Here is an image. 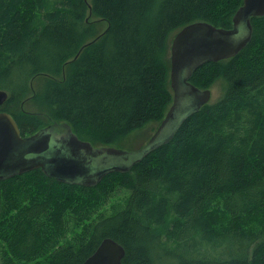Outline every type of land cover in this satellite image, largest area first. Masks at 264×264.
<instances>
[{"label":"trees","instance_id":"obj_1","mask_svg":"<svg viewBox=\"0 0 264 264\" xmlns=\"http://www.w3.org/2000/svg\"><path fill=\"white\" fill-rule=\"evenodd\" d=\"M243 3L0 0V113L22 136L64 123L95 147L123 145L173 103L170 35L231 29ZM251 24L238 55L190 78L221 82L222 96L128 173L94 187L41 169L0 180L2 264H83L106 238L125 248L122 264H264V16ZM113 183L127 198L107 214Z\"/></svg>","mask_w":264,"mask_h":264},{"label":"water","instance_id":"obj_2","mask_svg":"<svg viewBox=\"0 0 264 264\" xmlns=\"http://www.w3.org/2000/svg\"><path fill=\"white\" fill-rule=\"evenodd\" d=\"M264 16V0H244L233 18V28L215 27L207 22L189 24L175 35L170 49V82L174 104L149 142L132 153L112 147H95L81 140L68 124H58L22 136L15 119L0 113V180L41 169L59 182L85 187L98 185L113 173H128L152 151L172 141L179 127L192 114L211 102V89L190 83L196 70L209 62L238 55L251 41L252 18ZM8 93L0 90V105ZM125 248L112 238L104 239L83 264H122Z\"/></svg>","mask_w":264,"mask_h":264},{"label":"rangeland","instance_id":"obj_3","mask_svg":"<svg viewBox=\"0 0 264 264\" xmlns=\"http://www.w3.org/2000/svg\"><path fill=\"white\" fill-rule=\"evenodd\" d=\"M102 25L104 28L107 27L106 23L102 22ZM178 31L173 32L168 40L169 44V54H170V48L172 44V40L174 39L176 33ZM171 55V54H170ZM211 102L214 103L216 102L223 94V84L221 82L216 83L212 88H211ZM174 93H173V104H174ZM171 105V107L173 106ZM170 107V109H171ZM168 110V113L170 111ZM167 113V114H168ZM160 128L158 127V124L155 122L149 123L142 129L134 131L132 134H130L127 139L125 140L124 144H116L113 145L112 148L119 150V151H124L128 153H132L134 151L140 150L142 147H144L149 140L152 138V136L157 132V129ZM114 187V194L117 196L112 199V201L104 208V211L107 214H111L114 211L124 207L127 194L123 191L120 190L116 185V183L112 184ZM71 238H73V235H71ZM5 250V246L3 243L0 242V264H2V255L3 251Z\"/></svg>","mask_w":264,"mask_h":264},{"label":"flooded vegetation","instance_id":"obj_4","mask_svg":"<svg viewBox=\"0 0 264 264\" xmlns=\"http://www.w3.org/2000/svg\"><path fill=\"white\" fill-rule=\"evenodd\" d=\"M55 124L51 125L54 126ZM59 127H56V131L59 134H64L66 132V128L64 127V124H58Z\"/></svg>","mask_w":264,"mask_h":264}]
</instances>
